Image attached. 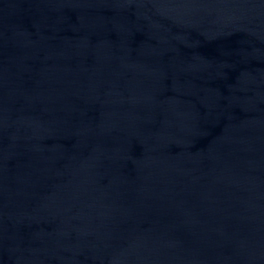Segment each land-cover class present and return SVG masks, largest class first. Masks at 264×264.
<instances>
[{
  "label": "water",
  "instance_id": "obj_1",
  "mask_svg": "<svg viewBox=\"0 0 264 264\" xmlns=\"http://www.w3.org/2000/svg\"><path fill=\"white\" fill-rule=\"evenodd\" d=\"M0 264H264V0H0Z\"/></svg>",
  "mask_w": 264,
  "mask_h": 264
}]
</instances>
